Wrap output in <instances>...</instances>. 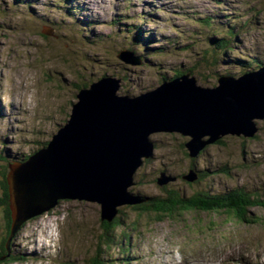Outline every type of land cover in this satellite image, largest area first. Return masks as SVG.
<instances>
[{
  "label": "rangeland",
  "instance_id": "rangeland-1",
  "mask_svg": "<svg viewBox=\"0 0 264 264\" xmlns=\"http://www.w3.org/2000/svg\"><path fill=\"white\" fill-rule=\"evenodd\" d=\"M207 19L215 31L203 28ZM229 32L231 51L217 52L216 35ZM120 49L143 63H123ZM197 61L204 87L217 85V73L236 76L263 65L264 0H0V157L11 163L50 141L70 117L77 85L110 76L121 79L120 95H138ZM255 121L256 138L226 134L195 159L186 155L189 135L152 133L153 156L128 187L136 205L164 194L159 185L189 195L182 175L192 165L212 192L243 188L264 198V119ZM127 204L118 207L122 226L108 246L104 221H111L101 219L100 203L60 199L18 227L8 264H221L220 257L223 264H264L263 208L250 210L255 222L237 224L196 212L158 218ZM2 219L0 211V225Z\"/></svg>",
  "mask_w": 264,
  "mask_h": 264
},
{
  "label": "water",
  "instance_id": "water-1",
  "mask_svg": "<svg viewBox=\"0 0 264 264\" xmlns=\"http://www.w3.org/2000/svg\"><path fill=\"white\" fill-rule=\"evenodd\" d=\"M49 31L43 34L49 36ZM117 57L140 64L129 51ZM176 79L137 96L120 95L121 79L110 76L82 87L67 123L47 146L9 166L12 235L60 199L100 203L103 221L112 220L120 204H136L128 187L144 158L153 156L149 136L154 132L189 135L185 146L191 158L226 134H256L255 120L264 119V65L239 77L220 76L213 87L188 76ZM184 178L194 181L197 175L190 172Z\"/></svg>",
  "mask_w": 264,
  "mask_h": 264
},
{
  "label": "trees",
  "instance_id": "trees-1",
  "mask_svg": "<svg viewBox=\"0 0 264 264\" xmlns=\"http://www.w3.org/2000/svg\"><path fill=\"white\" fill-rule=\"evenodd\" d=\"M233 33H223V35H216V43H214L215 50L217 52H228L231 50L230 43L235 38V34ZM229 35V36H228ZM237 36V35H236ZM219 42V44H217ZM221 49V50H220ZM207 56H211L206 53ZM199 62L197 61L194 65L189 68V70H193V73H196L199 70ZM188 70V69H187ZM187 72H191V71ZM185 72L178 70L175 74V77H180ZM174 79V77L172 78ZM165 81L162 79L159 82ZM86 85V84H85ZM84 87V85L82 86ZM81 86H76V89L79 91ZM241 136V135H240ZM225 137V136H224ZM244 138L245 136L242 135ZM257 137L255 134L252 137H245L244 140H250ZM205 139H208L206 137ZM51 140V139H50ZM49 141H46L42 144L41 148L46 147ZM224 142L223 136L214 141L213 143L207 144L205 148L209 145L213 144H221ZM37 149V148H36ZM186 155L189 156V150L186 152ZM28 157V156H27ZM7 162L10 161V158L6 159L2 157ZM23 156L19 155L14 160L22 159ZM187 173L182 175V179L187 184L189 189H191V193L183 192V190L175 189L174 187H170L169 189L165 187V185H159V187L164 189V194L150 196V197H141V202L139 205H133L136 210L141 211L145 214L152 215L155 214L158 218L160 217H170L173 218L175 216L178 219L182 218V215L189 212L196 213H205V214H221L224 215L229 222H235L237 224L240 223H253L254 220L251 219L250 210L255 207H260L264 209V198L255 196L251 194L249 191L243 188H234L231 190L223 191V192H212L211 188L204 187L200 184V181L206 178L204 172L199 171L197 166L192 165L190 169H187ZM4 186H1L0 191V211L3 213V221L0 225V264H8L13 259V255L16 247L9 246V240L12 238L15 233L12 235L13 227L15 226V213L11 204V193L9 189V184L7 180L8 170H4ZM190 172L195 173L198 178L197 180L190 181L184 176L189 175ZM228 175H231L227 172ZM175 179V178H174ZM173 179V180H174ZM32 219V218H31ZM163 220V219H159ZM23 222L22 226L25 225ZM111 223L104 221L106 228L104 229L105 234V244L111 246L112 244H116V237L119 228L122 226V218L120 216V209L116 216L110 220ZM178 221V220H177ZM109 225V226H108ZM111 225V226H110ZM108 226V227H107ZM124 233H122L123 236ZM12 235V236H11ZM129 236V235H128ZM128 239V238H127ZM129 240V239H128ZM123 245V243H122ZM91 264H100L98 261L94 260Z\"/></svg>",
  "mask_w": 264,
  "mask_h": 264
},
{
  "label": "flooded vegetation",
  "instance_id": "flooded-vegetation-1",
  "mask_svg": "<svg viewBox=\"0 0 264 264\" xmlns=\"http://www.w3.org/2000/svg\"><path fill=\"white\" fill-rule=\"evenodd\" d=\"M3 158L2 157H0V161L2 160ZM4 170H9V169H7V164L5 165V164H1L0 165V184L2 185V184H4ZM2 186H4V185H2ZM0 188H1V186H0ZM0 191H1V189H0ZM1 193H2V191H1ZM14 236H18V234H16V235H14ZM13 236V237H14ZM13 237L12 238H10V240H11V246L14 248L15 247V245H16V243L13 241Z\"/></svg>",
  "mask_w": 264,
  "mask_h": 264
},
{
  "label": "bare ground",
  "instance_id": "bare-ground-1",
  "mask_svg": "<svg viewBox=\"0 0 264 264\" xmlns=\"http://www.w3.org/2000/svg\"><path fill=\"white\" fill-rule=\"evenodd\" d=\"M182 2V1H181ZM150 3V2H149ZM181 4V3H180ZM187 6V5H186ZM174 9V8H173ZM188 78H196V77H189L188 76ZM174 80H177L176 78H174ZM36 151H38V150H36ZM71 200V199H70ZM78 200H80V199H78ZM127 204V203H126ZM128 205V204H127ZM234 246H236V245H234ZM240 247V246H239ZM239 247H237V248H239ZM231 248V245L228 247V249H230ZM224 250H225V248H224ZM226 253H227V250H226ZM235 253V252H234ZM230 254V253H229ZM222 256V255H221ZM186 257V256H185ZM220 257V256H219ZM221 258L222 257H220V262H221V264H223V262L221 261ZM184 259V258H183ZM225 259V258H224ZM168 260V262H170V260L169 259H167ZM175 260V258L174 259H171V263L173 264V262H174V264H176V262L174 261ZM185 261H187L186 259H184ZM208 262V261H207ZM219 262V261H218ZM188 263H190V262H188ZM204 263V262H203ZM214 263V262H213ZM216 263V262H215ZM251 264V263H250Z\"/></svg>",
  "mask_w": 264,
  "mask_h": 264
}]
</instances>
